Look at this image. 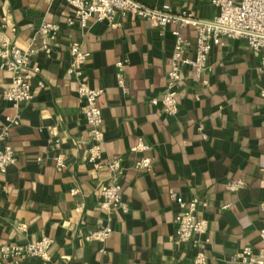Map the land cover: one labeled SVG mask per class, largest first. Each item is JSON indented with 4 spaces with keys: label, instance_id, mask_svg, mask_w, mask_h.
<instances>
[{
    "label": "crops",
    "instance_id": "1",
    "mask_svg": "<svg viewBox=\"0 0 264 264\" xmlns=\"http://www.w3.org/2000/svg\"><path fill=\"white\" fill-rule=\"evenodd\" d=\"M137 1L191 20L219 15L215 0ZM71 14L66 0H0V40L27 47L43 23L62 26L51 56L39 52L32 59L41 73L33 82L35 98L21 106V124L12 132L18 161L0 172V246L47 236L54 242L50 264H192L190 244L175 242V191L205 204L198 215L209 224L207 264H241L236 257L247 247L258 253L264 226V76L247 41L222 38L210 57L212 71L199 82L186 69L179 113L168 117L151 101L166 89L179 26L162 30L131 17L116 27L93 20L81 30L66 26ZM185 34L197 35L191 24ZM75 42L87 55L85 81L100 92L103 162L121 158L125 167L121 184L130 211L114 216L106 242L87 239L107 225L99 192L114 178L108 168L97 171L88 163L84 102L76 78L67 73ZM120 63L125 91L118 85ZM11 78L0 70V129L15 114L2 96ZM53 138L61 141L62 170L53 160ZM140 142L146 151H137ZM143 158L153 168L139 173L134 164ZM232 181H242L243 189L228 191ZM20 225L26 228L19 231Z\"/></svg>",
    "mask_w": 264,
    "mask_h": 264
},
{
    "label": "built area",
    "instance_id": "2",
    "mask_svg": "<svg viewBox=\"0 0 264 264\" xmlns=\"http://www.w3.org/2000/svg\"><path fill=\"white\" fill-rule=\"evenodd\" d=\"M72 14L66 19L68 28L86 30L94 20L97 23L116 27L120 20L141 18L150 21L155 26L166 30L170 25L179 29L173 32L174 52L171 68L167 74V85L162 96L151 101L153 106L161 108L164 115L175 117L179 113L180 87L185 78V70L193 73V80L199 82L203 75L212 71L210 57L215 47L221 44L222 38L246 40L254 57L258 60V70L264 76V0H215L219 15L212 21L191 20L185 17L170 15L168 8L150 9L137 0H66ZM6 22V19H4ZM193 25L196 31L195 39L188 38L185 30ZM62 26L57 23L45 22L29 40L27 47L13 44L10 40H0V70L11 74V81L4 87L3 99L13 105L15 114L8 116L0 129V172L5 173L10 166L16 165L18 156L12 146V132L21 124V106L33 100V82L40 75L41 68L32 65V59L43 52L51 56L52 45L57 40ZM72 62L67 70L78 82V95L83 100L81 113L87 126L90 141L88 163L94 170L107 169L112 173L114 182L103 187L99 192L100 209L107 216V225L90 234L87 239L106 242L113 233V219L116 214H128L129 205L124 201L121 178L125 167L121 158L111 162H103V144L105 140L104 120L97 100L100 92L92 90L84 79V67L87 55L81 50L79 43L71 45ZM119 88L125 91V79L122 73L124 65L118 64ZM206 83V82H205ZM38 86L45 89L39 82ZM264 98V90L261 91ZM54 162L59 170L65 168L64 156L60 153L61 141L53 138L50 141ZM148 147L140 142L137 151H146ZM139 173L149 172L153 168L151 159L143 158L134 164ZM242 181H232L226 185L228 191L237 192L243 189ZM72 195H76L73 191ZM172 202L178 207L176 217V244H190L195 252L192 264H207L204 247L209 244L207 238L208 221L199 217V206L205 205L198 199L187 201L174 192L170 193ZM264 212V202L261 204ZM26 228L18 226L19 231ZM261 246L258 253L247 247L240 252L236 260L241 264H264V226L259 232ZM54 242L47 236H42L36 242L24 245L2 244L0 246L1 264H50ZM131 264H138L133 262ZM140 264V263H139Z\"/></svg>",
    "mask_w": 264,
    "mask_h": 264
}]
</instances>
